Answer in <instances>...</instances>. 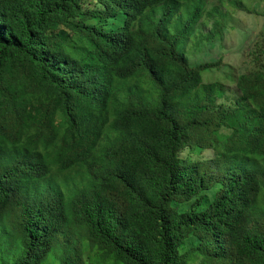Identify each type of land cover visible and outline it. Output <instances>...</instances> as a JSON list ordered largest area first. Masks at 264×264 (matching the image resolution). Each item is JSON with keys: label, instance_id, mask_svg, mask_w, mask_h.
<instances>
[{"label": "trees", "instance_id": "16d2710c", "mask_svg": "<svg viewBox=\"0 0 264 264\" xmlns=\"http://www.w3.org/2000/svg\"><path fill=\"white\" fill-rule=\"evenodd\" d=\"M194 1L0 0V264H264V58Z\"/></svg>", "mask_w": 264, "mask_h": 264}, {"label": "rangeland", "instance_id": "374dc122", "mask_svg": "<svg viewBox=\"0 0 264 264\" xmlns=\"http://www.w3.org/2000/svg\"><path fill=\"white\" fill-rule=\"evenodd\" d=\"M203 2L206 10L217 5L221 11L226 12L227 33L224 39L214 40V47H210L209 43H203L195 48L191 46L193 38L188 39L186 51L191 63L222 57L225 62L236 68H253L255 62L251 61L248 53L252 49L254 52L256 48L261 50V56L264 58V19L261 16L264 11V0H241L242 6L238 7L228 5L227 0H203ZM198 23V27L193 28L195 33H204L209 29L207 16L201 18ZM245 34L248 39L243 42Z\"/></svg>", "mask_w": 264, "mask_h": 264}]
</instances>
